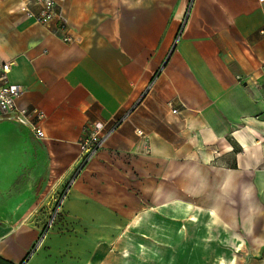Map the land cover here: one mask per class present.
Listing matches in <instances>:
<instances>
[{"label":"crops","instance_id":"obj_1","mask_svg":"<svg viewBox=\"0 0 264 264\" xmlns=\"http://www.w3.org/2000/svg\"><path fill=\"white\" fill-rule=\"evenodd\" d=\"M19 2L0 0V57L12 63L9 83L22 90L17 108L44 114L45 138L40 140L47 155V183L56 186L71 176L79 164L78 143L95 125H108L127 115L129 124H124L125 118L106 148L126 157L139 151L142 174L148 176L152 167L158 168L163 182L185 183V191L178 186L177 192L195 198L206 185L219 194L218 183L230 170L231 187L229 194L219 196V211L214 206L205 209L219 215L221 199L232 198L233 193L246 214L251 205V220L252 213L264 207V148L249 149L251 140L264 141V35L260 33L264 4L257 0H66L67 34L76 42L63 43L56 24L44 26L14 13ZM168 102L182 104L176 115L170 113ZM156 106L162 108L159 129L153 125L151 137L136 142L133 128L151 122ZM14 124L20 126L0 121L4 129L17 127ZM238 134L243 137L241 146ZM163 188L166 200L156 207L155 216L174 225L175 231L182 225L180 219L170 218L160 206L175 201L193 204ZM65 199L64 211L70 217L91 215L106 234L115 231L117 225L109 219L114 212L89 200L82 189L71 188ZM31 210L32 206L27 212ZM234 223L232 229L249 237L246 241L239 237L243 246L236 264L250 253V264H264V227L262 233H255L253 220L244 229L242 222ZM147 224L140 215L135 217L126 238L133 241L131 256L136 261L155 264L147 255L138 256L136 240L167 250L168 244L139 235L137 228ZM17 229L0 226V258L12 264H19L39 235V230ZM234 239L228 236L226 263L235 251ZM174 247L181 251L180 257L186 256L181 249L184 242ZM101 248L105 251L106 244ZM125 257L129 259L128 252ZM165 257L161 255L159 261ZM25 264H89L88 234H51Z\"/></svg>","mask_w":264,"mask_h":264},{"label":"rangeland","instance_id":"obj_2","mask_svg":"<svg viewBox=\"0 0 264 264\" xmlns=\"http://www.w3.org/2000/svg\"><path fill=\"white\" fill-rule=\"evenodd\" d=\"M247 58L249 62L255 66L257 65L256 61L251 57L248 56ZM154 109L155 112L151 122L147 121L148 124L146 126H136L137 129L143 132V137H136L133 134L136 142L148 140V135L150 137L152 135L151 127L153 125L158 124L157 129H159L162 108L156 106ZM126 116L121 118L124 119ZM129 121L126 118L124 124H129ZM15 126L17 127L10 129L0 127V226L6 229H17L18 226H21L20 229H17L19 232L26 229H30L26 232L39 230V235L35 238L28 252V259L51 234L65 236L74 233H87L89 264H135L134 261L136 260L131 256L134 253L133 241L126 238L128 226L139 215L141 220L147 221V219L159 212V207L157 210L156 207L166 200L161 195L162 186L165 191L168 190L170 193H175L178 195L177 197L193 204L192 206L184 202L186 204L184 217L180 218L179 221L184 229L182 243L184 242L185 247H181V249L184 250V255L186 256L184 257L185 259L180 257L181 251L176 247L172 248V253L174 258H176V262L174 261L173 264L189 263L188 257L194 240H198L200 246L195 263L192 264H227L225 261L227 260L228 246L225 245L228 243V236L236 239L241 237L245 241L249 239V237L239 232L237 228H231L232 221L235 222L234 224L237 223V225L242 222V229H244L246 226H250L249 223L252 225L253 220L254 232L262 233L264 207L260 206L259 209L257 208V211L252 213L251 220V214L249 213L251 205L249 204V211L246 214L245 206L240 207L237 203V195L235 193H233L232 198L228 196L221 199L220 214L215 217L206 230L196 232L197 225L202 220V215L207 211L205 208L214 206L219 211V196L227 192L229 194L230 180L232 178L230 170L225 172V176L222 178L223 182L218 183L219 194L210 192L206 185V189L198 197L182 196L187 184L163 182L159 169L155 167H152L153 172L148 176L141 173L142 169L139 167V164H141L139 159L142 157L138 154L139 151H134L131 157L110 152L106 147L113 134L103 148L81 165V168L73 177L71 176L55 186V183L46 182L47 155L43 143L41 140L34 138L27 127ZM255 131L258 132L257 130ZM133 132L135 133V128H133ZM235 136L241 146L239 140L243 139L242 135L238 134ZM249 143V149L264 148V141L261 139L257 142L251 140ZM254 144L256 145L252 146ZM178 186L184 189L182 193L177 192ZM200 186H203V183ZM71 188H80L92 202H98L109 207L114 212V215L109 219L117 225L115 231L106 234L91 215L88 217L86 215L70 217L64 211V207L68 204L65 197ZM243 190H247L245 186ZM243 196H245V193ZM229 202H235V204L232 205ZM56 203L58 204L57 207ZM31 206L32 210L28 213L27 211ZM194 215L197 219L196 223L189 220ZM52 217L55 219L54 223L51 228L47 229ZM87 218H91L89 219L91 221ZM214 224L217 225L214 226ZM42 235H46L47 238L45 237L46 239L43 240ZM131 236L136 239L135 231H131ZM236 239H234L235 244ZM104 244L107 247L105 251L101 248ZM162 251L166 255L168 250L163 248ZM126 252L129 253V259L125 257ZM237 253L238 250L235 248V251L231 254L235 257V264L237 262ZM251 258L252 255L250 253L241 264H250ZM136 262L142 264L141 262Z\"/></svg>","mask_w":264,"mask_h":264},{"label":"built area","instance_id":"obj_3","mask_svg":"<svg viewBox=\"0 0 264 264\" xmlns=\"http://www.w3.org/2000/svg\"><path fill=\"white\" fill-rule=\"evenodd\" d=\"M65 1L20 0L17 8L13 12L23 14L44 26L54 23L58 27L57 30L61 32L59 36L61 42L75 43L76 39L70 34H67L69 20L66 15L67 12L63 9ZM257 2L261 5L264 4V0H257ZM32 7H36L37 11H33ZM260 33L264 35V30H261ZM11 64L9 60L0 57V121H11L27 127L34 138L43 140L45 138L41 127L42 121L44 120L43 112L38 109H18V106H16V99L20 96L22 90L18 86L10 84L8 81ZM180 105L182 106L179 102ZM179 106L174 105L172 102L167 103V107L172 115L177 114ZM124 120L125 118H121L108 125H95L92 131L78 143L79 163L87 162L98 150L103 148L108 139L120 128ZM135 134L136 137H143V132L137 129V127L135 128ZM57 205L56 203V207ZM54 220V217H52L47 229L51 228ZM46 235H42L43 240Z\"/></svg>","mask_w":264,"mask_h":264},{"label":"bare ground","instance_id":"obj_4","mask_svg":"<svg viewBox=\"0 0 264 264\" xmlns=\"http://www.w3.org/2000/svg\"><path fill=\"white\" fill-rule=\"evenodd\" d=\"M184 202L182 201H175L169 204H164L161 206L160 210L161 212L166 213L170 218L173 219H180L184 217L185 213V206ZM217 217V214L211 210L207 209L206 212L202 215V220L200 221V224L197 225L196 232H203V230H206L207 227L212 223V221ZM192 222H197L196 216L194 215L191 219H189ZM148 224L144 229L137 228V233L141 236L145 235H151L153 237H158L162 239L163 242L168 244L167 247H169L167 254L165 255V259L161 262L159 259L161 258V255L163 254L162 249L155 245H148L145 243V241L141 239L136 240V253H138L139 257H142L144 259L147 255V257H150L155 264H173L175 261L174 255L172 253V248L177 244H182V237H183V228L179 226L175 231L173 230L174 225L169 224L168 222L164 221L162 218L158 216H153L149 218ZM129 236V235H128ZM200 246V242L198 240H194L191 244V250L188 257L189 263L192 264L195 263V259L197 258V252L198 248ZM237 250H240L242 247V240L240 238L236 239V244L234 246ZM227 264H235V257L233 255H230L228 258Z\"/></svg>","mask_w":264,"mask_h":264},{"label":"trees","instance_id":"obj_5","mask_svg":"<svg viewBox=\"0 0 264 264\" xmlns=\"http://www.w3.org/2000/svg\"><path fill=\"white\" fill-rule=\"evenodd\" d=\"M83 164H84V163H79V164H78L77 168H76V169L73 171V173L71 174L72 177H73L74 174L77 173V171L81 168V165H83ZM71 176H70V177H71ZM62 195H64V194L62 193ZM64 196H65V195H64ZM28 256H29V253H27V254L23 257V259L19 262V264H25V262H27V260H28ZM0 264H12V263H10V262H8V261H6V260L0 258Z\"/></svg>","mask_w":264,"mask_h":264}]
</instances>
